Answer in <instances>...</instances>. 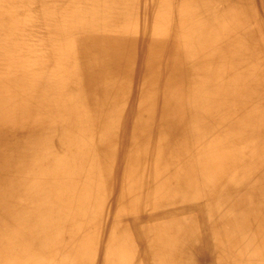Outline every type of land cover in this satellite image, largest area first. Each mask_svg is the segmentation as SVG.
Returning <instances> with one entry per match:
<instances>
[{
	"label": "bare ground",
	"instance_id": "obj_1",
	"mask_svg": "<svg viewBox=\"0 0 264 264\" xmlns=\"http://www.w3.org/2000/svg\"><path fill=\"white\" fill-rule=\"evenodd\" d=\"M0 264H264V0H0Z\"/></svg>",
	"mask_w": 264,
	"mask_h": 264
}]
</instances>
